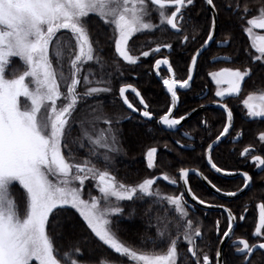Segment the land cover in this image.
Instances as JSON below:
<instances>
[{"label": "snow or ice", "instance_id": "obj_1", "mask_svg": "<svg viewBox=\"0 0 264 264\" xmlns=\"http://www.w3.org/2000/svg\"><path fill=\"white\" fill-rule=\"evenodd\" d=\"M202 2L210 15L204 23L194 24L190 12L196 0H0V264H69V261L70 264H94L83 259L84 249L77 242H70L68 251H61L62 245L56 243L61 230L73 232L79 225L101 246L128 258L129 264H177L181 240L187 245L190 264H252L253 254L264 251V199L256 204L258 219L252 232L256 242L250 244L248 239L237 238L233 245L240 247L236 248L234 258L228 260L219 246L215 247L213 256L200 248L197 242L204 240L202 224L189 217L184 191L164 195L153 188L157 181L155 175L127 184L119 181L113 172L114 157L125 151L118 125L122 119L131 117L108 113L103 101L96 99L113 92V76L104 71L99 42L93 35V18L112 31L115 57L112 63L117 72L119 61L135 66L142 57L150 55L154 57L157 75L162 65L166 67L168 75L160 79L170 94V103L158 116V122L167 129H176L196 111L193 108L179 116L173 114L180 99L178 89L191 87L198 57L211 47L210 42L225 46L229 43L227 38L215 40L218 27H232L221 19V8L229 10V19L247 35L255 50L254 54L245 50L244 63L256 62L264 67V34L254 32V29L264 30V0L258 4L254 0ZM201 31L203 36L198 35ZM155 32H170L181 46L200 39L199 47L190 56L186 78H176L169 55L161 53L162 49L171 53V42H146V50L133 54L131 48L137 43L132 38L138 33ZM231 59L226 55L213 57V61ZM89 62L99 67L98 73ZM252 74L251 66L223 67L207 73L217 86L215 96L220 98L214 103L225 115L222 129L205 149L207 164L216 173L238 172L242 185L236 191L222 192L203 173L193 169L192 174L201 176L215 192L226 197H237L250 188L253 177L248 171L218 166L211 152L214 144L233 127V112L224 98L240 93L245 78ZM225 84L227 87H221ZM81 87L83 90H78ZM129 89L138 98L140 107L125 95ZM116 91L128 110L152 121L154 111L133 84L119 83ZM89 99L95 103L90 104ZM242 104L249 117L264 118V92L250 93ZM201 123L207 125L206 120ZM73 125L79 126L77 135H73ZM242 135L243 132L236 133L237 137ZM256 139L260 148L249 143L239 151V157L264 171V131L257 133ZM175 144L188 147L181 145L180 140ZM71 145L86 149L85 155L78 158ZM157 151L155 146L148 147L147 168L156 167ZM189 174L188 167L178 169L181 187L192 200L199 205L220 207L226 214L223 229L219 219L214 224L217 245L226 239L232 240L234 225L245 221L248 206L245 204L242 211L233 212L223 204L209 203L192 191ZM161 176L173 186L178 183L167 173ZM17 187L22 189V201L13 192ZM93 189L97 195L92 194ZM145 199L173 206L178 216L175 222H170L166 216L152 215L150 204L144 215L148 218V227L155 229V238L151 240V248L137 249L121 240L117 222L124 214L122 202ZM61 213L71 214L73 220L78 218V223H61ZM82 239L87 242V237Z\"/></svg>", "mask_w": 264, "mask_h": 264}, {"label": "trees", "instance_id": "obj_2", "mask_svg": "<svg viewBox=\"0 0 264 264\" xmlns=\"http://www.w3.org/2000/svg\"><path fill=\"white\" fill-rule=\"evenodd\" d=\"M219 2L222 3V0H219ZM259 2L260 0H254V3L258 4ZM190 15L194 24H202L210 13L203 5L202 0H196L195 7L191 9ZM220 15L221 19L226 21V25L232 24V27L230 29L227 26L219 27L218 40L222 41L227 38L229 44L224 48L212 46L201 56L190 91L179 94L180 105L176 115H182L186 111L195 108L199 104L200 97L207 91L209 92L208 100L215 99L214 86L207 75L209 71L223 67L243 68L245 66H251L253 68L251 77L245 78L241 96L237 100L229 99L227 101L234 115L233 131L212 154L213 161L218 166L227 167L229 170L240 169L242 171H248L253 177L252 188L243 198L226 202L213 196L197 178L194 176L189 177V184L192 191L211 204H223L232 208L233 212L242 211L245 204L248 206V212L245 213V221L238 222L233 239L225 247L224 257L225 259L231 260L234 258L236 248H238V246L233 245V241L237 238L248 239L250 244L256 242V238L252 236L258 219L256 204L261 199H264V171L258 173V169L253 164H250V161L246 162L244 158L239 157V151L249 143L260 148L256 134L264 131V119H248L245 117V111L240 101L243 96L249 93L259 92L260 90L264 91V67H261L256 62L244 63L247 60L245 50L247 49L248 53H253L249 39L238 26H235L234 21L229 19L231 17L229 10L221 8ZM153 22L157 21L154 20ZM93 23L95 24L93 35L99 42V55L105 62L104 71L111 73L113 76V92L101 94L96 99L103 101L105 111L108 113H116L122 117H131L130 119H122L118 125L122 131L121 143L125 151L120 153L114 161L113 172L117 179L127 184H133L153 175L157 176L162 173H167L179 182L178 169L180 167H188L201 171L213 183H216L222 191H236L242 185L241 179L225 180L217 177L208 169L205 162V149L207 148V144L211 143L222 129L225 120L224 113L217 109H211L191 120L178 132L172 133L165 131L158 123V116L166 111L170 99L164 93L162 80L158 79L153 71L154 57H142L138 65L135 66H130L125 62L119 61L120 68L119 72H117L116 65L112 63L113 59H115L114 45L111 39L112 31L96 18H93ZM188 34H193L191 28L188 29ZM198 35L203 36V32H199ZM132 40L137 43L136 47L131 48L133 54H138L139 51L146 50V47H144L146 42L173 43L171 53L163 49L161 53L169 55L176 78L179 79L186 78L190 56L195 48L199 47L201 42L198 38L196 42H189L186 46H181L178 38L170 32L140 33L135 35ZM131 44L132 41H130V46ZM217 55L230 56L232 59L227 63H212V58ZM92 68L93 71L99 72L97 65L92 66ZM120 73H123L122 77ZM166 75L164 71L160 73V77ZM98 78L99 75H97ZM119 83H131L141 92V95L148 102L150 109L154 111L155 119L153 121H145L139 115H134L125 109L116 91ZM129 100L132 103L135 101L133 96H129ZM89 103L94 104L95 101L89 99ZM202 120H206L207 125H203L201 123ZM238 131L243 132V135L237 137L236 133ZM185 132L189 134L187 137L183 135ZM77 134L78 131L76 128H73V135ZM235 139L236 141H233ZM176 140H180L181 144L192 146L193 149H181L175 144ZM152 146L157 147L158 150L156 167L149 169L147 168L145 153L148 147ZM71 147H73L74 153H79L82 156L85 155L86 149L80 150L76 145H71ZM155 186L161 188L163 192L169 195H178L182 191L180 186L173 188L163 182H158ZM13 192L16 198L22 201V189L17 187L13 189ZM150 204L153 208L152 215L166 216L170 222H175L178 216L174 208L166 205L165 202L154 204L149 199L136 201L135 203L128 201L122 202L124 214L120 216L117 222L119 226L118 235L129 246L137 249L145 246L147 248L152 247L151 240L155 238V229L148 227V218L144 215V210ZM133 208H135V212L132 211ZM187 208L189 217L194 220H199L202 224L204 240L203 242L198 241L197 243L204 252L213 256L215 247L219 246L217 245L216 235L213 231L214 224L219 219L221 222L220 227L223 229L226 222V215L220 212H206L194 208L188 203ZM130 213L131 215H129ZM60 220L61 223H78V218L73 220L69 213H61ZM82 237H87V242ZM70 242H77L78 246L84 249L83 259L91 260L94 264H114V262L119 264L121 261L122 264H129L127 258L118 256V254H115L106 246H101L82 225H79L73 232L61 230L60 234L56 236V243L62 245L61 251H68ZM89 249H91L90 253ZM73 258L77 257L73 255ZM190 260L191 257L190 254H187L186 243L182 240L179 241L177 264H190ZM252 264H264V251L258 250L253 254Z\"/></svg>", "mask_w": 264, "mask_h": 264}, {"label": "water", "instance_id": "obj_3", "mask_svg": "<svg viewBox=\"0 0 264 264\" xmlns=\"http://www.w3.org/2000/svg\"><path fill=\"white\" fill-rule=\"evenodd\" d=\"M208 10V9H207ZM218 30H219V27H218V29H217V32H216V34H215V40H216V38H217V34H218ZM229 44V43H228ZM210 45L212 46L213 45V43L212 42H210ZM217 46L219 47V48H224V47H227V46H225V45H222V44H219V43H217ZM209 50V49H208ZM206 52V51H205ZM205 52H203V54L205 53ZM202 54V55H203ZM201 55V56H202ZM201 56H199L198 57V60H197V64H198V61H199V59H200V57ZM212 62L213 63H220V62H226V61H223V60H217V61H213V59H212ZM227 62H229V61H227ZM226 62V63H227ZM197 68V67H196ZM153 70H154V73H155V75H156V77L158 78V79H160V71L161 70H163V71H165L166 73H167V75H168V72H167V69H166V67L165 66H161V68H160V70H159V75H157V70L153 67ZM195 73H196V69H195V71H194V73H193V80L190 82L191 83V85H192V83H193V81H194V78H195ZM224 86H227L226 84L224 85ZM164 87V86H163ZM191 89V87L189 88V89H187V90H180V89H178V93H184V92H188L189 90ZM242 90H243V83H242V85H241V91H240V93H238V94H236V95H234V96H226L225 98H224V101L227 99V97H231V98H236V97H238L241 93H242ZM164 93L168 96V98L170 99V94L169 93H167V90H166V88L164 87ZM132 95V96H134L135 97V95L131 92V90L129 89L126 93H125V95ZM136 98V100H137V102L139 103V101H138V98L137 97H135ZM121 100V99H120ZM122 102V101H121ZM179 103L180 102H178V105H177V107L175 108V109H173V114L174 115H176V111H177V109H178V107H179ZM122 104H123V102H122ZM123 106L125 107V109L126 110H128L127 109V107H126V105H124L123 104ZM140 106V105H139ZM194 109H196V111L195 112H192L191 113V115L190 116H188V117H186L185 118V120L184 121H181V125H179V126H177V128L176 129H167L165 126H163V125H161L160 124V126L165 130V131H167V132H172V133H175V132H178L181 128H183L187 123H189L191 120H193V119H195V118H197L200 114H202V113H204V112H206L207 110H211V109H217V110H220V111H222L223 112V109L218 105V104H216V103H214V102H211V103H207V104H203V105H200V106H198V107H196V108H194ZM129 112H131V110H128ZM132 113V112H131ZM132 114H134V115H139L138 113H132ZM143 120H145V121H147V119H145V118H142ZM155 119V117L153 116V118H152V120H154ZM159 123V122H158ZM233 127H234V116H233ZM233 127L230 129V131H229V134H226V136L225 137H222L221 138V141L220 142H218L217 144H214V146H213V150H212V152H211V155L213 154V152L215 151V149H217L229 136H230V134H231V132L233 131ZM181 145H184V144H181ZM180 147V146H179ZM181 149H183V150H192L193 149V147L192 146H188V147H180ZM205 162H206V166L208 167V169L214 174V175H216L217 177H220V178H222V179H225V180H236V179H241L242 180V177H241V175H239V173L238 172H234L233 174H231V175H225V174H220V173H216L213 169H211L210 168V166L207 164V159H206V156H205ZM251 163V162H250ZM252 164V163H251ZM190 169V174H189V177L190 176H194L195 178H197L198 179V181L213 195V196H215L217 199H219V200H222V201H226V202H232V201H235V200H239V199H241V198H243L249 191H250V189L252 188V186H253V182H252V185H251V187L250 188H246V189H244V191L242 192V193H238V196L237 197H226V196H224L222 193H217V192H215V190L214 189H212L211 188V186L207 183V181H205L204 179H202V177L201 176H199V175H193L192 174V170L193 169H191V168H189ZM195 170H197V169H195ZM199 171V170H198ZM199 172H201V171H199ZM262 171L260 170V169H258V173H261ZM202 173V172H201ZM158 182H163L164 184H166V185H168V186H170V187H173V188H177V187H181V185H182V181H179L178 183H177V185H175V186H173V185H171L169 182H167V181H164L163 179H162V176L161 175H157V181H156V183L155 184H157ZM154 184V185H155ZM189 186H190V184H189ZM181 189H182V191H184V198L186 199V201L188 202V204L189 205H191L192 207H194V208H197V209H200V210H203V211H206V212H220V213H223L224 215H226L225 213H224V211H223V209H221L220 207H207L206 205H199V203L197 202V201H193L192 200V198H191V196L187 193V191H185L182 187H181ZM223 192V191H222ZM215 205H219V204H215ZM227 207V206H226ZM236 227H237V225H234V229L236 230ZM235 232V231H234ZM233 237H234V235H233ZM233 237H232V239H233ZM231 240H228V239H226L225 240V242L222 244V245H219V247H221L222 249H223V252L225 251V247L229 244V242H230ZM236 246H238V247H240L239 245H236Z\"/></svg>", "mask_w": 264, "mask_h": 264}, {"label": "rangeland", "instance_id": "obj_4", "mask_svg": "<svg viewBox=\"0 0 264 264\" xmlns=\"http://www.w3.org/2000/svg\"><path fill=\"white\" fill-rule=\"evenodd\" d=\"M62 31H64V30H62ZM254 32H257V33H259V34H264V30H261V29H254ZM138 34H140V33H138ZM138 34H136V35H138ZM249 39V38H248ZM249 43H250V46H251V42H250V40H249ZM252 49V48H251ZM253 50V54H254V52H255V50L254 49H252ZM166 52H168L167 50H166ZM165 55V54H164ZM151 56V55H150ZM159 58V57H158ZM16 59H18V58H16ZM89 64L91 65V66H95L96 64L94 63V62H89ZM86 68L88 67V65H86L85 66ZM216 70H219L218 68L216 69ZM216 70H213V71H216ZM210 78V77H209ZM210 80H211V78H210ZM212 81V80H211ZM213 82V81H212ZM214 83V82H213ZM221 87H225L224 85H221ZM214 88H215V91H216V88H217V86L215 85V83H214ZM78 90H83L82 88H80V89H78ZM260 92H264V91H262V90H260L259 92H254V93H257V94H259ZM250 94V93H249ZM249 94H247V95H245V96H243L242 98H241V101H240V104H241V106L243 107V109H244V111H245V117H247L248 119H264V118H260V117H255V118H253V117H249L248 115H247V109L244 107V105L242 104V101H243V99H245ZM237 100V99H236ZM90 104H92V103H90ZM73 128H76V130L79 132V126L78 125H73ZM233 141H236V139L235 140H233ZM80 150H83V149H80ZM78 152H80V151H78ZM78 158L79 157H82V155L81 154H76V153H74ZM119 155V154H118ZM118 155H116L115 157H114V161H115V158L118 156ZM153 188H154V190L156 189V188H158L159 190H160V192L162 193V194H164V195H169V194H167V193H165V192H163L162 191V189L161 188H159V187H156L155 185L153 186ZM92 194L93 195H97L98 194V192H97V190H95V189H93L92 190ZM171 206V205H170ZM186 206H187V204H186ZM173 207V206H172ZM128 259V258H127Z\"/></svg>", "mask_w": 264, "mask_h": 264}, {"label": "flooded vegetation", "instance_id": "obj_5", "mask_svg": "<svg viewBox=\"0 0 264 264\" xmlns=\"http://www.w3.org/2000/svg\"><path fill=\"white\" fill-rule=\"evenodd\" d=\"M216 41L217 42H219V40H218V34H217V38H216ZM213 46H216L217 48H219L218 46H217V43L216 44H213ZM228 46V45H227ZM217 56H219V55H217ZM216 57V56H215ZM213 59V58H212ZM211 83L213 84V86H214V83L211 81ZM208 94H209V92L207 91V92H205V94H203L201 97H200V99H199V104L196 106V107H198V106H200V105H203V104H207V103H211V102H214V101H216V100H219L220 98H218V97H216L215 96V88H214V100H208ZM135 100V99H134ZM133 104H135L137 107H140L139 106V103L137 102V100H135L134 102H133ZM195 107V108H196ZM205 113V112H204ZM203 114V113H202Z\"/></svg>", "mask_w": 264, "mask_h": 264}]
</instances>
